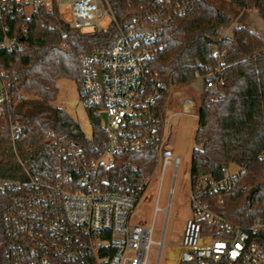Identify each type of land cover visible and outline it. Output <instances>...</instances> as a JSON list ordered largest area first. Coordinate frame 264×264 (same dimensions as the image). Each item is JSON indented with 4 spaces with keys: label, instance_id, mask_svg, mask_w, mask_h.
<instances>
[{
    "label": "built area",
    "instance_id": "2783aa9c",
    "mask_svg": "<svg viewBox=\"0 0 264 264\" xmlns=\"http://www.w3.org/2000/svg\"><path fill=\"white\" fill-rule=\"evenodd\" d=\"M116 1L0 0V49L9 52L23 47L21 40L10 36L11 27L5 22L18 14L31 18L41 11L56 12L59 21L81 34L115 31L106 44L84 55L78 85L82 104L99 119L104 131L105 147L99 156L90 157L74 141L47 137L56 151L52 174L35 177L17 151L23 128L11 127L13 152L24 176L0 179V191L12 195L0 217L4 264H148L154 244L161 258L182 156L168 151V131L158 112L159 82L151 63L163 46L165 26L191 13L198 0H121L143 10L122 22L113 6ZM227 1L242 13L259 18L264 14V0ZM65 6L71 7V22L61 16ZM106 17L109 25L101 28ZM205 80L207 90L222 87L221 65L214 66ZM195 107L190 103L182 112L195 117ZM145 149L153 152L155 165L136 183L137 167L123 164L120 158ZM168 167L173 169L172 188L162 240L156 242L153 223L137 221V209L151 202L152 188L162 183ZM222 173L218 180L205 176L193 184L191 179L190 217L179 244L170 248V264H264V244L257 239L264 221L235 226L206 200L236 181L237 173L229 167L222 168ZM159 211L157 201L154 214Z\"/></svg>",
    "mask_w": 264,
    "mask_h": 264
},
{
    "label": "trees",
    "instance_id": "16d2710c",
    "mask_svg": "<svg viewBox=\"0 0 264 264\" xmlns=\"http://www.w3.org/2000/svg\"><path fill=\"white\" fill-rule=\"evenodd\" d=\"M113 6L121 22L143 11L140 5L121 0ZM260 16L264 20V14ZM5 22L11 27L10 36L21 40L23 47L11 52L0 49V179L24 176L13 152V125L23 128L17 151L35 177L52 174L56 151L47 137L74 141L90 157L99 156L105 147L99 119L90 113L93 134L87 138L53 103L58 81L68 79L79 85L84 55L106 44L114 29L81 34L59 21L56 12L45 11L31 18L18 14ZM232 24L227 15L198 0L191 13L165 26L163 46L151 68L159 82L158 112L163 118L172 88L197 80H203L206 87L207 74L221 65L225 84L202 90L190 173L195 184L205 176L218 180L222 168L238 166L231 187L206 200L233 225L246 227L257 219L264 221V37L243 26H233L224 37ZM155 159L150 149L120 158L123 164L137 167L136 183L153 170ZM252 189L255 192L249 200ZM11 200L10 193L0 191V217ZM257 239L264 244V230ZM3 260L0 249V264Z\"/></svg>",
    "mask_w": 264,
    "mask_h": 264
},
{
    "label": "rangeland",
    "instance_id": "374dc122",
    "mask_svg": "<svg viewBox=\"0 0 264 264\" xmlns=\"http://www.w3.org/2000/svg\"><path fill=\"white\" fill-rule=\"evenodd\" d=\"M205 1L232 19L234 26L246 27L264 37V20L257 17L255 14L249 15L242 13L240 7L231 4L227 0ZM70 11V6L61 8V16L67 22H71L68 17ZM109 22V18H103L100 27L106 28ZM58 86L59 93L57 100L53 103L54 106L64 110L74 120L79 130L84 133L87 138H91L93 134L92 116L90 114L91 112L87 110L81 102L78 93V84L72 80L61 79L58 81ZM204 87L203 80H197L187 86L172 88L170 92L167 109L163 116L164 128L168 131L169 135L168 151L172 154L182 156V164L178 170L173 188L172 202L164 237L165 245L161 252V258L159 260V246L154 244L149 252L148 264H170V248L179 244L185 222L190 217V168L198 125V118L196 116H198L199 113V106L203 94L202 90H204ZM2 91L3 84L0 80V94ZM187 102L196 105L193 110L195 117L185 115L182 112V107L186 105L185 103ZM10 162L15 165L13 159ZM230 170L232 173H238L240 168L236 165H231ZM172 172V167H168L162 183L158 182L152 188L153 196L151 202H143L137 209V221L142 220V224L144 225L153 223V237L156 242L162 240L165 227V210L168 208L169 192L172 188ZM157 201L162 211L154 214V207Z\"/></svg>",
    "mask_w": 264,
    "mask_h": 264
},
{
    "label": "water",
    "instance_id": "95a60500",
    "mask_svg": "<svg viewBox=\"0 0 264 264\" xmlns=\"http://www.w3.org/2000/svg\"><path fill=\"white\" fill-rule=\"evenodd\" d=\"M103 117H104V119H106V116H105V115H104ZM254 192H255L254 189H252V190L250 191V193H249V200L252 199V196H253Z\"/></svg>",
    "mask_w": 264,
    "mask_h": 264
},
{
    "label": "bare ground",
    "instance_id": "6f19581e",
    "mask_svg": "<svg viewBox=\"0 0 264 264\" xmlns=\"http://www.w3.org/2000/svg\"><path fill=\"white\" fill-rule=\"evenodd\" d=\"M185 104H186V105H184L185 108H187L190 105V103H188V102Z\"/></svg>",
    "mask_w": 264,
    "mask_h": 264
},
{
    "label": "crops",
    "instance_id": "0c3cea01",
    "mask_svg": "<svg viewBox=\"0 0 264 264\" xmlns=\"http://www.w3.org/2000/svg\"><path fill=\"white\" fill-rule=\"evenodd\" d=\"M189 103V102H188Z\"/></svg>",
    "mask_w": 264,
    "mask_h": 264
}]
</instances>
